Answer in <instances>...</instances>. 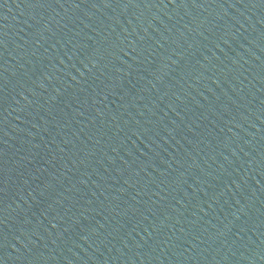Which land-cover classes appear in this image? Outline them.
Returning a JSON list of instances; mask_svg holds the SVG:
<instances>
[{"label":"water","instance_id":"obj_1","mask_svg":"<svg viewBox=\"0 0 264 264\" xmlns=\"http://www.w3.org/2000/svg\"><path fill=\"white\" fill-rule=\"evenodd\" d=\"M0 264H264V0H0Z\"/></svg>","mask_w":264,"mask_h":264}]
</instances>
